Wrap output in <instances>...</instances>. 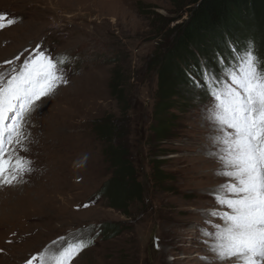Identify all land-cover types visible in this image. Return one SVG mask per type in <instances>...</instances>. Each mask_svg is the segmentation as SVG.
Returning <instances> with one entry per match:
<instances>
[{"label": "rangeland", "instance_id": "374dc122", "mask_svg": "<svg viewBox=\"0 0 264 264\" xmlns=\"http://www.w3.org/2000/svg\"><path fill=\"white\" fill-rule=\"evenodd\" d=\"M181 1L0 0V15L15 20L0 29V72L11 69L5 63L9 60L19 69L37 45L53 56L70 57L64 65L68 83L41 101L28 121V131L46 140L39 144L30 139V151L23 153L34 170L17 187H0V264H26L45 249L54 252L80 238H91L92 243L71 264H218L209 248L213 240L203 232L223 225L209 213L229 211L214 199L228 181L209 178L219 170L203 161L219 153V148H211L210 138L220 135L206 119L213 101L203 73L226 82V70L234 68L243 53L228 44L232 53L217 55V73L202 65L200 56V73L195 74L194 66L189 71L194 91L186 89V104L177 106L189 111H172V139L154 142L155 62L162 35H167L163 31L158 39L157 26L162 17L179 16L175 12ZM174 39L171 36V43ZM117 69L127 77L122 83L130 99L126 116L111 93ZM117 118L125 119L129 131L121 145L102 133L107 122ZM119 145L126 147L142 185L128 209L129 218L101 195L113 171L107 155ZM166 152L172 153L164 166L169 180L155 184L151 157ZM47 162V187L31 191L29 185L36 183ZM21 193L32 197L18 200ZM106 225L113 231L105 232Z\"/></svg>", "mask_w": 264, "mask_h": 264}, {"label": "snow or ice", "instance_id": "6c2138e0", "mask_svg": "<svg viewBox=\"0 0 264 264\" xmlns=\"http://www.w3.org/2000/svg\"><path fill=\"white\" fill-rule=\"evenodd\" d=\"M13 23L0 15V29ZM69 62L70 57L53 56L39 45L19 69L13 60L5 61L12 67L0 72V187L23 183L34 170L33 161L23 154L30 151L28 121L41 101L68 83L64 65ZM259 65L249 41L236 66L226 70V82L203 73L213 101L206 119L220 133L210 138L219 154H210L223 166L217 174L230 178L214 195L229 211L209 213L223 225L203 234L212 238L209 248L218 260L235 259L238 264H264V70ZM91 243V238H80L54 252L45 249L26 264H71Z\"/></svg>", "mask_w": 264, "mask_h": 264}, {"label": "trees", "instance_id": "16d2710c", "mask_svg": "<svg viewBox=\"0 0 264 264\" xmlns=\"http://www.w3.org/2000/svg\"><path fill=\"white\" fill-rule=\"evenodd\" d=\"M179 3L175 12L179 16L162 17V22H158L157 26V32H160L158 39L163 31L167 33L166 36L162 35L165 40L163 47L158 49L155 62L158 82L154 95L153 141L158 144H165L172 139L170 133L175 117L172 111H189V108L177 106L186 104L183 99L189 94L186 89L194 91L195 83L189 71L192 72L194 66L197 70L195 74L200 73V56L203 58L202 65L217 73V55L226 57L231 54L229 45H234L235 50L243 53L248 42L252 41L259 66L264 70V0H182ZM175 22L179 23L170 28ZM173 35L175 39L171 43ZM189 58L194 59L193 63L187 62ZM118 70L111 79V93L126 116L130 99L122 83L127 77ZM128 132L127 122L122 118L109 120L102 129L106 139L113 142L117 140L120 145L129 138ZM120 145L113 147L112 154L107 155L113 171L101 195L108 197L112 209L129 218L131 214L128 209L135 197L141 195L142 185L137 182L130 154L126 147ZM171 154L166 152L154 159L151 157L153 183L164 184L169 180L164 166L168 161L166 156ZM142 193L145 195L144 191ZM104 231L112 232L113 228L106 225Z\"/></svg>", "mask_w": 264, "mask_h": 264}, {"label": "bare ground", "instance_id": "6f19581e", "mask_svg": "<svg viewBox=\"0 0 264 264\" xmlns=\"http://www.w3.org/2000/svg\"><path fill=\"white\" fill-rule=\"evenodd\" d=\"M31 118V117H30ZM36 125H37V123H35ZM30 126H31V124H30ZM37 127V126H36ZM29 130H31V129H29ZM34 130V129H33ZM52 130V129H51ZM43 131V130H42ZM44 131H46V130H44ZM43 131V132H44ZM38 134V133H37ZM50 136V135H49ZM30 139L32 140H35V141H37L39 144H42V143H44L46 140H45V138H41V137H38V136H36V133H34V132H32L31 131V136H30ZM46 139H48L49 140V138L48 137H46ZM34 142V141H33ZM50 143V142H49ZM31 144V143H30ZM30 148V147H29ZM211 148H213V149H216L217 150V146H215V145H213L212 144V146H211ZM32 150V149H31ZM36 151V150H35ZM47 151V150H46ZM34 153V152H33ZM49 154V153H48ZM219 154V153H218ZM41 155V154H40ZM210 155V154H209ZM44 157V156H43ZM37 161V160H36ZM204 163H206V164H208V165H210V166H212L211 167V169L212 170H214V171H216V170H219V171H222L223 170V166H222V164H221V162L216 158V156H213V155H211V156H209V157H207V158H205L204 160ZM35 163V162H34ZM49 164H50V162H47V165L45 166V168L41 171V173L37 176L38 178H37V180L36 181H34V182H36V183H34V185H29L30 186V189H31V191H36V187H40L41 185H45L44 187H47V185L48 184H44L43 182H45L46 180H47V178H48V174H49V169H48V167H49ZM205 164V165H206ZM34 165V164H33ZM37 168V167H36ZM39 168V167H38ZM212 172V171H211ZM218 173V172H217ZM217 173H215L214 172V174L212 173L211 175H209V178H211L212 180H214V181H220V180H222V179H226L228 182H229V179L230 178H227V177H224V176H222V175H218ZM31 175V174H30ZM34 175V174H33ZM29 176V175H28ZM52 178V177H51ZM32 179V178H31ZM48 180H50V178L48 179ZM29 181V180H28ZM49 182V181H48ZM222 182V181H221ZM234 182V181H233ZM30 183V182H29ZM15 187H17V186H15ZM15 187H13V188H15ZM7 188V187H6ZM46 189V188H45ZM19 191V190H18ZM21 192H23V191H21ZM34 193V192H33ZM35 194V193H34ZM21 195H22V193H21ZM30 195V194H29ZM29 195L27 196V194H25V195H22V196H20V197H18V200H25V198H27V199H31V197H29ZM13 199H14V197H13ZM16 200V199H15ZM212 205H214L215 203H211ZM214 260H216L215 262L216 263H218V264H221L222 262H225V261H230V260H218L217 258H214ZM229 263V262H228Z\"/></svg>", "mask_w": 264, "mask_h": 264}, {"label": "water", "instance_id": "95a60500", "mask_svg": "<svg viewBox=\"0 0 264 264\" xmlns=\"http://www.w3.org/2000/svg\"><path fill=\"white\" fill-rule=\"evenodd\" d=\"M152 239H153V236H152Z\"/></svg>", "mask_w": 264, "mask_h": 264}]
</instances>
